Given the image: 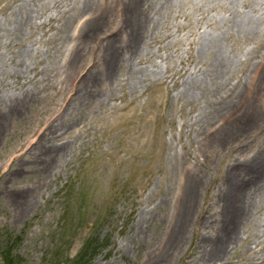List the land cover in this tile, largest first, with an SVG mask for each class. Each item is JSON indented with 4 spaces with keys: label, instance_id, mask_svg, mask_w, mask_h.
<instances>
[{
    "label": "rangeland",
    "instance_id": "1",
    "mask_svg": "<svg viewBox=\"0 0 264 264\" xmlns=\"http://www.w3.org/2000/svg\"><path fill=\"white\" fill-rule=\"evenodd\" d=\"M30 1L0 0V25L20 2L33 6ZM35 1L38 10L24 38L0 34V56L7 68L0 82V108L7 105L4 95L25 93L30 100L18 117L5 123L0 138V264H196L202 253L197 250L200 224L208 217L205 202L213 204L217 186L231 177L235 160L245 159L264 138L263 128L248 141L224 140L219 126L227 119L214 107L220 106L228 88L206 80L197 93L180 92L187 77L195 78L190 77L199 57L194 38L214 12L201 0H183L170 17H163L158 33L135 58L134 67L150 72L146 84L133 86L127 71H121L120 84L110 97L88 109L77 104L58 115L54 124L69 122L71 128L59 138V143H67L60 164L47 171L44 163L53 144L48 134L56 126L45 136L38 134L30 148L25 144L45 127L49 112L74 103L62 100L74 86L64 80L61 68L63 30L74 0ZM112 20L117 23L113 15ZM112 26L110 20L101 32L110 34ZM256 47L253 43L241 50L253 54ZM96 53L88 49L78 71L84 72ZM22 59L29 69L17 77L12 71ZM247 98L258 102L255 93ZM195 175L203 180L194 189L197 204L189 229L165 258L156 256L152 263L153 252L161 251L177 228L181 202ZM31 191L33 202L23 210ZM260 215L264 218V212ZM202 230L209 232L204 226ZM246 234L225 264H264V222L260 228L247 227ZM248 246L250 257H244Z\"/></svg>",
    "mask_w": 264,
    "mask_h": 264
},
{
    "label": "bare ground",
    "instance_id": "2",
    "mask_svg": "<svg viewBox=\"0 0 264 264\" xmlns=\"http://www.w3.org/2000/svg\"><path fill=\"white\" fill-rule=\"evenodd\" d=\"M31 1L33 6L23 2L15 6L11 17L6 18L0 25V34L13 35L15 38H24L27 35L39 6L35 0ZM184 1L74 0L67 27L63 30L66 50L61 65V68L64 67V80L67 79L71 86H74L72 94L62 100L74 103L69 106L68 102L66 107L61 104L56 111L49 112L45 117V127L38 129L36 134L34 132L33 137L27 141L29 146L25 144L30 148L36 143L33 139L38 134L45 136L47 129L56 126L54 131L51 130L48 134L52 135L49 142L52 141L53 144L47 150L45 170L53 171L54 167L60 164V155H63L67 147L65 141L59 143V138L64 137V133H69L71 123H63L58 127L54 124L58 115L67 109L75 108L77 104H83L82 106L88 109L94 103L110 97L120 84L121 71H127L129 76L126 79L131 78L130 83H134L133 86L146 84L150 79V72L146 67H134L135 58L144 52V43L158 33L163 17L166 14L170 17L174 9ZM201 3L210 6L214 15L203 23L199 28L198 37L194 38L199 57L195 59L196 64L190 71V77L195 78L187 77L180 92L188 95V90H191L197 93L196 90L201 89L199 84L206 80L214 87L228 88L226 96L221 97L220 102L219 98H216L220 106L214 107L216 112H223L221 115L227 119L223 122L220 120L222 135L224 140L248 141V137L256 130L264 128V50L259 53L257 49H264V0H201ZM221 12L225 13L224 17H220ZM112 15L117 23L113 22ZM74 18L77 24L72 29L69 26ZM110 20L113 31H109L110 34L101 32L106 29V23ZM102 33L106 35L100 37ZM253 43L257 46L252 49L253 54H246L241 50L243 46ZM91 48L99 53H96V60L86 62L84 69L81 68L84 72L78 71V64ZM28 49L27 52L30 51V48ZM256 56V60L251 59ZM3 64L0 56V82L7 70ZM28 69L29 66L22 59L12 73L23 77L21 74ZM80 85H83V88L78 90ZM245 89L247 93L243 95ZM251 92L255 93L258 102L248 101L247 97ZM22 95H4L2 101H7V105L0 108V138L5 133V123L23 112L25 100L29 98L25 93ZM246 98L247 100L243 101ZM257 144L258 149L254 147L245 159L235 160L231 177H226L218 184L213 204L205 202L204 208L208 217L205 216L200 224L202 238L198 241L197 250L202 249V253L196 264H225L230 252L248 238L247 234L245 235L247 227L260 228L263 224L264 218L260 213L264 212V150H261L264 149V138ZM21 151L26 153L27 150L22 148ZM200 162L203 160H199ZM202 180L200 175H195V178L190 180V189L181 202L182 209L175 222L177 228H172L168 240L162 244V250L153 252L155 258L159 255H164L165 258L175 246L176 240L188 231L192 210L197 204L193 195L194 189ZM32 196L33 191L30 195L27 194L23 210L33 202ZM208 208L214 211L209 212ZM203 226L209 230L206 234L202 230ZM258 236L255 233V237ZM248 248L249 251L243 254L244 257H250L251 247ZM157 260L158 258L154 259L152 263Z\"/></svg>",
    "mask_w": 264,
    "mask_h": 264
}]
</instances>
